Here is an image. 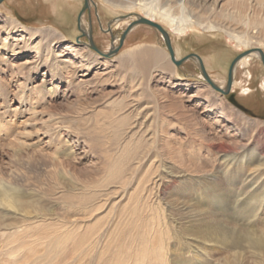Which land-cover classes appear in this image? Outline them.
<instances>
[{"label": "rangeland", "instance_id": "rangeland-1", "mask_svg": "<svg viewBox=\"0 0 264 264\" xmlns=\"http://www.w3.org/2000/svg\"><path fill=\"white\" fill-rule=\"evenodd\" d=\"M22 2L45 19L42 0ZM2 4L0 264H264V200L258 210L237 203L264 190V171L244 154L264 151L261 58L244 59L222 95L194 60L177 67L150 26L134 28L105 58L79 30L65 38L56 22L10 18ZM141 13L90 0L81 22L108 53ZM8 28L18 34L8 38ZM164 28L178 60L201 57L221 88L248 52L223 32ZM249 30L264 40V22ZM138 46L160 51L163 64L124 61ZM223 149L239 153L234 165ZM206 225L215 232L196 231Z\"/></svg>", "mask_w": 264, "mask_h": 264}, {"label": "bare ground", "instance_id": "bare-ground-1", "mask_svg": "<svg viewBox=\"0 0 264 264\" xmlns=\"http://www.w3.org/2000/svg\"><path fill=\"white\" fill-rule=\"evenodd\" d=\"M103 1L115 8H125L127 10L136 9L141 11L143 14L141 13L137 15V18H145L155 23H157L155 18H158L160 21H162L160 22V24L158 23L159 25H161L163 28L168 27L177 34H185L187 32L199 30L208 33H225L226 36L233 40L238 47L247 49L248 52L244 54L249 53L237 63L233 73V85L234 83H237V81H235V74L237 71V67L242 63V61L244 59L254 60L261 58L260 51L264 49V40L260 39L261 32H250L249 30L251 29L252 25H257L258 22H264V0H228L226 6L222 4L225 0H118L117 2L113 0ZM170 3H176L179 6V9H182V15H174L171 11V6H169ZM136 20H134V22ZM241 25L243 26V29H241ZM82 29L87 34H89L90 31L85 27L84 22H82ZM79 31L81 32L80 27ZM28 32L30 34L29 36L33 38L35 32H32L30 30H28ZM4 34L8 35V38H11L14 34H18V32L13 28H8L6 29ZM259 36L260 38H258ZM116 43L117 40L114 42V44ZM140 47L141 49H139L137 52H127L124 61L127 62L128 60H134L144 69L150 66H160L163 64L164 56L160 51L152 48H145L142 46H138L136 48ZM176 59L178 60L177 56ZM70 61L71 59L69 58H65L63 60V62ZM194 61L199 64L197 60ZM220 119L226 121L228 120L224 115H221ZM0 129L1 131H3L4 126H0ZM220 152L224 155V163L231 164L232 166L237 162V155L239 154L238 152L235 154V157L230 155V152L225 149L221 150ZM245 153L250 154L248 161H250V159H253L254 163L256 164V172L264 171V151L256 153L244 152V154ZM255 177V174H250L247 178H251L250 181H253ZM2 199L4 198H0V206L5 207L6 201L5 199ZM263 200L264 190H257V188H255L254 190L250 189L249 191H247L245 197L240 198L237 203L238 205H240V208H243L244 205L245 207H248V205H253L258 210L262 209L261 206L260 208H258V205H260ZM248 223H251V221H249ZM196 231L201 234H208L215 232V229L212 226L206 225L199 226ZM258 242L259 245H261L262 240L255 243L257 244Z\"/></svg>", "mask_w": 264, "mask_h": 264}, {"label": "water", "instance_id": "water-1", "mask_svg": "<svg viewBox=\"0 0 264 264\" xmlns=\"http://www.w3.org/2000/svg\"><path fill=\"white\" fill-rule=\"evenodd\" d=\"M5 0H0V5L4 2ZM90 10V0H84V7L80 13V17H79V27L82 33L83 37H86L88 39V46L91 48V50H93L94 52H96L98 55L105 57V58H112L113 56L117 55L119 50L121 49L122 45L124 44V41L126 39V37L129 35V33L137 26L140 25H146V26H150L154 29H156L157 31H159L163 37H164V41H165V45L167 47V50L170 54V59L171 61L177 66V67H181L184 63H186L189 60H197L198 61V66L200 68V71L202 73L203 78L205 79V81L218 93L222 94V95H229L232 91V87H233V73H234V69L237 65V63L247 54H243L240 57H238L232 64L231 68H230V72H229V77H228V83L226 88H221L219 87L214 81L213 79L210 77V75L208 74L203 60L201 59V57L197 56V55H190L187 56L181 60H177L176 59V55H175V51L173 49L172 46V42H171V37L169 35V33L158 23H155L151 20L145 19V18H141L138 17L137 20L133 23H131L128 28L126 29V31L123 33L121 39H120V46L118 48L112 47V49L108 52L105 53L103 51H101L94 43L93 40V29L92 26L90 25L89 28V34H87L83 29H82V17L85 14L86 11ZM112 40L114 41V37L112 35ZM77 43H81L80 39L77 40ZM260 56L261 59L264 63V53L262 51H260Z\"/></svg>", "mask_w": 264, "mask_h": 264}, {"label": "crops", "instance_id": "crops-1", "mask_svg": "<svg viewBox=\"0 0 264 264\" xmlns=\"http://www.w3.org/2000/svg\"><path fill=\"white\" fill-rule=\"evenodd\" d=\"M24 0H5L2 4V8L4 13L12 18H17L21 21H27V17L35 18L33 22H42L43 20L50 19L53 22H56V25H59L62 28H59L57 26L56 29L59 33L64 35V37L69 38L70 33L74 36L78 35V27L75 29V22H77V18L74 14V8L75 6H79V10L81 8V0H42L45 6H47V10L42 9L40 14L46 15L45 19L40 20L36 14L37 11L34 12L33 8L25 7L23 5ZM61 1H64L63 4L66 3L65 7H60ZM32 2V1H31ZM33 5V3H31ZM30 12V13H29ZM79 12V11H78ZM35 13V14H34ZM47 14L50 15L47 18ZM78 14V13H77ZM76 14V15H77ZM40 17V16H39ZM76 18V20H75ZM77 25V24H76ZM80 32V31H79Z\"/></svg>", "mask_w": 264, "mask_h": 264}]
</instances>
